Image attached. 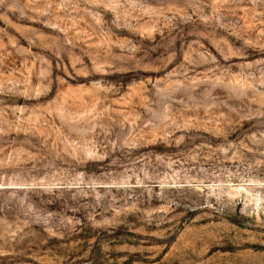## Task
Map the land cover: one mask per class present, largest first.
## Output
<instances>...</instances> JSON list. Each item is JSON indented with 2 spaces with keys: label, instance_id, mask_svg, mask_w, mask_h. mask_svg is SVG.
<instances>
[{
  "label": "rangeland",
  "instance_id": "1",
  "mask_svg": "<svg viewBox=\"0 0 264 264\" xmlns=\"http://www.w3.org/2000/svg\"><path fill=\"white\" fill-rule=\"evenodd\" d=\"M0 264H264V0H0Z\"/></svg>",
  "mask_w": 264,
  "mask_h": 264
}]
</instances>
